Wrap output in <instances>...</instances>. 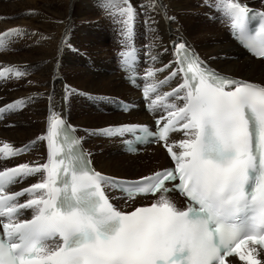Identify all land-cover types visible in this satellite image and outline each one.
Instances as JSON below:
<instances>
[{
	"label": "snow or ice",
	"instance_id": "obj_1",
	"mask_svg": "<svg viewBox=\"0 0 264 264\" xmlns=\"http://www.w3.org/2000/svg\"><path fill=\"white\" fill-rule=\"evenodd\" d=\"M203 3L229 21L246 49L264 58V13L256 20L240 0ZM100 6L119 25L126 48L118 54L122 66L138 64L133 43L138 12L131 0H101ZM140 7L148 10L146 16L159 8L165 19H175L161 0ZM25 34L20 28L5 30L0 48L6 37ZM155 46H149L153 64L158 62L151 54ZM172 47V61L145 70L144 79L153 81L143 90L147 107L161 113L156 130L124 124L95 134L152 138L163 144L174 166L137 180L106 176L92 168L75 129L54 113L47 135L38 138L47 141V162L0 169V264H231L232 257L264 264L258 258L264 253V85L218 72L182 38ZM166 70L163 80H155ZM26 75L17 66L0 65V81ZM129 79L135 83L136 77ZM173 80L179 81L176 87L160 91ZM74 91L66 86L65 98ZM32 99L0 107V118ZM174 133L185 138L170 143ZM27 147L5 142L0 159L14 158ZM34 176L40 180L9 191ZM105 187L122 193L126 202L154 199L120 211ZM171 193L184 198L183 208ZM28 210L30 218H22Z\"/></svg>",
	"mask_w": 264,
	"mask_h": 264
},
{
	"label": "bare ground",
	"instance_id": "obj_2",
	"mask_svg": "<svg viewBox=\"0 0 264 264\" xmlns=\"http://www.w3.org/2000/svg\"><path fill=\"white\" fill-rule=\"evenodd\" d=\"M150 2L131 0L138 12L134 47L142 57L144 75L147 68H160L172 61V42H180L182 38L211 67L241 80L264 85V60L251 57L231 39L226 28L227 19L222 18L221 13L204 6L203 0H161L167 15L175 17L167 20L159 8L145 15L148 10H141L140 6ZM100 3L101 0H0V33L13 28L26 31L20 38H5V46L0 48V65L17 66L27 73L19 79L0 81V105L33 98L25 106L10 111L6 120L0 123V147L5 142L14 148L22 144L30 146L21 156L0 159V169L45 162V140L38 138L48 133L50 117L54 113L66 118L78 130L95 168L102 173L139 178L153 172L143 174L149 166L159 164L158 170L169 165V158L160 146H152L145 154L129 155L122 152L118 140L95 134L99 129L148 117L141 109L124 114L113 111L109 105L117 98L135 99L139 92L123 79L119 70L120 58L118 61L112 49L115 43L110 46L97 37L102 32L104 19L108 20ZM240 3L264 9V0H240ZM152 20L156 23L152 24ZM153 43L156 46L151 48V54L158 57L155 64L149 57V46ZM168 71L158 73L155 80H163ZM150 82L153 81L145 80V84ZM178 82L173 80L160 91L168 92ZM66 86L75 90L67 98ZM73 93L87 94L84 98L90 104V110L83 109L76 100L79 111L75 112ZM70 112L75 118L70 117ZM39 180V176L30 177L16 188L27 187ZM30 214L31 210H28L27 215ZM259 258L264 261V253ZM233 264L243 262L234 260Z\"/></svg>",
	"mask_w": 264,
	"mask_h": 264
},
{
	"label": "rangeland",
	"instance_id": "obj_3",
	"mask_svg": "<svg viewBox=\"0 0 264 264\" xmlns=\"http://www.w3.org/2000/svg\"><path fill=\"white\" fill-rule=\"evenodd\" d=\"M112 19V18H111ZM109 27V23H108V20L107 19H104V21H103V27H102V32L100 33V34H98L97 35V37H99L102 41H104V43H106L107 45H110V46H112V44H113V42H115V37L117 36V35H120V30H119V25H117V24H114V31H113V33L111 34L110 33V29L108 28ZM114 40V41H113ZM188 44V43H187ZM114 46V45H113ZM113 46H112V49H113ZM114 50V52H115V49H113ZM126 50V48H124L123 49V51H125ZM220 71V70H219ZM16 80H13V82H15ZM19 84V83H18ZM73 95V100H72V107H73V109H74V111L75 112H78L79 111V108H77V106H76V104H75V102L74 101H78V102H80L81 103V105H82V108L83 109H86V110H90V108H89V106L90 105H86V102L84 101L85 100V98H84V95H87V94H84L83 96H82V94L80 93L79 95H76L75 93H73L72 94ZM89 95V94H88ZM83 97V98H82ZM5 97H2V99H4ZM117 99H119V98H117ZM116 99V100H117ZM68 101H69V99H68ZM76 101V102H77ZM2 102H4V101H2ZM82 108H81V111H82ZM77 109V110H76ZM71 114V118H75L74 116V113H72V112H70ZM74 115V116H73ZM97 121H99L98 119H97ZM100 122V121H99ZM155 147H157V146H155ZM145 154V153H144ZM157 168H160V165L159 164H157V165H153V166H149V167H147L146 168V172H144L143 174H145V173H150V172H152V171H154V170H156ZM140 174H138V176H139Z\"/></svg>",
	"mask_w": 264,
	"mask_h": 264
}]
</instances>
